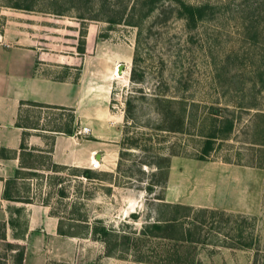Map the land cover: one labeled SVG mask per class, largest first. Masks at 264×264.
I'll use <instances>...</instances> for the list:
<instances>
[{
  "label": "rangeland",
  "instance_id": "obj_1",
  "mask_svg": "<svg viewBox=\"0 0 264 264\" xmlns=\"http://www.w3.org/2000/svg\"><path fill=\"white\" fill-rule=\"evenodd\" d=\"M136 2V14L153 7L138 27L124 21ZM182 4L195 10L192 20ZM9 48L54 60L56 78L69 79L75 91L73 107L58 112L72 129L59 164L27 158L38 169L7 182L5 198L48 207L65 231L77 218L76 236L57 234L52 216L22 240L31 213L24 209L17 233L5 236L23 248L22 264H173L174 251L186 264H264V0H0V67ZM116 65L126 82L110 79ZM128 100L133 122L124 118ZM174 113H181V131L161 130ZM82 128L89 133L79 134ZM210 134L212 151L200 160ZM85 168L98 178L74 173ZM164 203L225 215L206 218L199 244L138 236L162 209L163 216ZM100 223L121 243L110 255L102 241L84 236ZM237 226L244 239L233 237ZM6 241L0 264H15L16 247Z\"/></svg>",
  "mask_w": 264,
  "mask_h": 264
},
{
  "label": "crops",
  "instance_id": "obj_2",
  "mask_svg": "<svg viewBox=\"0 0 264 264\" xmlns=\"http://www.w3.org/2000/svg\"><path fill=\"white\" fill-rule=\"evenodd\" d=\"M6 53L4 61H7L0 67V148L10 153L7 158H0V223L5 224V235L11 228L16 234L15 217L24 209L30 211L24 224L26 229L22 231L25 236L36 225L43 224V219L52 221L53 217L48 207L6 199L7 182L16 178L17 170H37L35 166L25 165V160L35 154L46 155L55 165L59 164L60 143L65 141L63 136L69 137L72 129L70 125H61L58 112L73 107L75 91L68 90L69 79L56 78L53 69L58 64L54 60L44 64L38 55L26 59L28 52L13 48ZM12 238L20 240L15 235Z\"/></svg>",
  "mask_w": 264,
  "mask_h": 264
},
{
  "label": "trees",
  "instance_id": "obj_3",
  "mask_svg": "<svg viewBox=\"0 0 264 264\" xmlns=\"http://www.w3.org/2000/svg\"><path fill=\"white\" fill-rule=\"evenodd\" d=\"M20 6H16L15 8L17 9H23V10H29L30 6H22V8H19ZM136 8H140V3L136 2L134 3V5L131 8V12L129 13L130 15L128 16V21L124 20L127 25L129 26H139V23L143 20V18L147 17L148 14L152 13L153 11V7L150 6V8H148L146 10V12L144 14H140L138 12V14H136ZM142 8V7H141ZM181 8L183 9V11L185 13L188 14V18L190 20H192L194 18V9L191 7H187L185 5H181ZM141 11V9H140ZM109 23L114 24L116 22L110 20ZM79 53H84V42L81 41L79 43V47H78ZM130 79L132 80H138L136 78V73L134 70L131 71L130 74ZM155 102L160 103L159 98L155 97L154 99ZM126 110H125V119L126 120H130L131 122L134 121V107L131 105V101L128 100L126 101ZM164 118H161L162 122L165 123L167 121V117L164 115ZM172 117H174V120H172V124L168 127H162L160 126V129L163 131H167V132H171V133H176L181 131V127L183 126V119L181 117V113H174L172 114ZM161 122V124H162ZM232 131V123L229 122L227 127H226V132L230 133ZM68 133V132H66ZM70 133V132H69ZM215 139L214 134H210L209 136L206 137L205 142L203 143V146L200 150V156L198 157V159L202 160L204 159L207 155H209V153L212 151V141ZM6 153H10L9 151H7L4 148H0V158H7L9 156V154ZM6 154V155H4ZM56 166V165H55ZM54 166V167H55ZM56 168V167H55ZM77 173L76 176L82 177L85 180H92L95 176V178H98L96 176H98L97 174H94L90 169H74V173ZM19 174V171L17 170L15 172V177ZM75 175V174H74ZM100 180V179H99ZM61 183V179L58 180ZM57 193L59 194V196L61 198H64V188H60L59 190H57ZM8 199V198H6ZM10 200V199H9ZM17 202H23V203H30L29 200H24V201H19V200H15ZM164 208V214L162 216V210H161V214L160 217L157 218L154 222L152 223H147L145 224V226L142 227V229L140 230L138 236L142 235V236H146V237H152V238H157V237H165L167 239H169L170 241L173 242H178V243H184V244H199L201 243L200 240V229L201 226L203 225V223L205 222L206 218H208L210 221L215 222L216 218H221L224 217V212L223 210H216V209H195L192 206H188V205H183L181 203H164V205L162 206ZM52 216L57 217L58 218V224H57V228H56V233L62 236H76V233L74 232V228L77 227V222L78 219L76 218H70L68 222L72 223L70 224V226L68 227V229L65 231L63 230V219L62 217L55 213V212H50ZM74 212H71V215ZM76 213V212H75ZM76 215V214H75ZM85 222V221H84ZM97 222V221H96ZM212 225V224H211ZM0 228L4 231L3 234L0 236V241H6V235H5V224L1 223L0 224ZM87 233L84 235L85 238H87L88 236L93 238V239H99L100 241H102L105 245V251H106V255H110L112 252V250L114 251L117 247L121 246V243L119 241V238L117 240H115V238H117V232L115 231V229H108L105 228L103 225L99 226H89V228L87 229ZM235 233V236L233 237H238L240 239H244L243 238V234L241 233L239 227L237 226V230L236 228H234L233 232ZM21 237L23 240V233L21 232ZM178 235V236H177ZM18 237V236H15ZM124 239L127 236H121ZM114 239V240H113ZM212 239V238H210ZM5 246L9 249V250H13V248L16 247V250H14V254L12 256L13 262L15 264H22L23 259H24V251L23 248H21V246L19 245H14L11 242H5ZM117 246V247H116ZM249 245H245L243 244L242 247H248ZM168 261L170 263L173 264H186V262H180V257L177 254V252H171V254H169L168 257Z\"/></svg>",
  "mask_w": 264,
  "mask_h": 264
},
{
  "label": "bare ground",
  "instance_id": "obj_4",
  "mask_svg": "<svg viewBox=\"0 0 264 264\" xmlns=\"http://www.w3.org/2000/svg\"><path fill=\"white\" fill-rule=\"evenodd\" d=\"M124 74V73H123ZM127 75V74H126ZM111 80H115V79H118V80H122V82H126V79L124 77H121V72L119 71V67L118 65L115 66L114 70L112 71V74H111V77H110ZM127 85V84H126ZM93 163H95V160H92ZM133 207L130 208V211L132 210ZM128 213V211L126 212Z\"/></svg>",
  "mask_w": 264,
  "mask_h": 264
},
{
  "label": "built area",
  "instance_id": "obj_5",
  "mask_svg": "<svg viewBox=\"0 0 264 264\" xmlns=\"http://www.w3.org/2000/svg\"><path fill=\"white\" fill-rule=\"evenodd\" d=\"M89 131H90L89 128H82V129L79 131V134H88ZM93 166H94V168H96V167H97V163H93Z\"/></svg>",
  "mask_w": 264,
  "mask_h": 264
}]
</instances>
